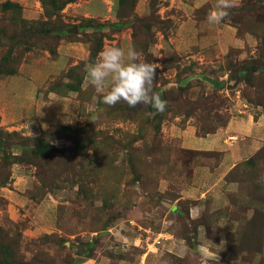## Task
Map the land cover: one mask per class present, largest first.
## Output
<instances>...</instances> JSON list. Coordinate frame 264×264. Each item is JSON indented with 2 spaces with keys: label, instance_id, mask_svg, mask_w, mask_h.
<instances>
[{
  "label": "rangeland",
  "instance_id": "1",
  "mask_svg": "<svg viewBox=\"0 0 264 264\" xmlns=\"http://www.w3.org/2000/svg\"><path fill=\"white\" fill-rule=\"evenodd\" d=\"M214 4L0 0V264H264V146L224 172L199 142L264 115V0ZM109 46L154 65L164 112L102 103Z\"/></svg>",
  "mask_w": 264,
  "mask_h": 264
},
{
  "label": "clouds",
  "instance_id": "2",
  "mask_svg": "<svg viewBox=\"0 0 264 264\" xmlns=\"http://www.w3.org/2000/svg\"><path fill=\"white\" fill-rule=\"evenodd\" d=\"M236 0H215L207 14L210 25L220 24L229 15ZM90 85L100 95L102 103L114 106L120 102L130 107L139 104L164 112L167 101L154 91L157 70L152 63L141 59V53L130 46L127 49L109 46L102 49L94 61L85 65Z\"/></svg>",
  "mask_w": 264,
  "mask_h": 264
},
{
  "label": "crops",
  "instance_id": "3",
  "mask_svg": "<svg viewBox=\"0 0 264 264\" xmlns=\"http://www.w3.org/2000/svg\"><path fill=\"white\" fill-rule=\"evenodd\" d=\"M251 116H236L224 130L199 138L202 148L227 150L222 163V167L226 165L224 172L264 146V115L253 119ZM205 173L202 168V175Z\"/></svg>",
  "mask_w": 264,
  "mask_h": 264
},
{
  "label": "water",
  "instance_id": "4",
  "mask_svg": "<svg viewBox=\"0 0 264 264\" xmlns=\"http://www.w3.org/2000/svg\"><path fill=\"white\" fill-rule=\"evenodd\" d=\"M223 84V83H222Z\"/></svg>",
  "mask_w": 264,
  "mask_h": 264
}]
</instances>
